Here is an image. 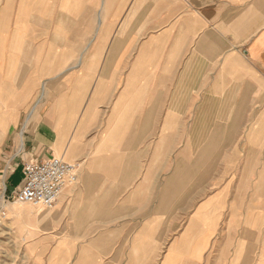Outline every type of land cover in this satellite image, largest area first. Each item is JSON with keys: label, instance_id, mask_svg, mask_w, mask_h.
<instances>
[{"label": "crops", "instance_id": "crops-1", "mask_svg": "<svg viewBox=\"0 0 264 264\" xmlns=\"http://www.w3.org/2000/svg\"><path fill=\"white\" fill-rule=\"evenodd\" d=\"M3 122L7 193L78 168L32 258L264 264V0H0Z\"/></svg>", "mask_w": 264, "mask_h": 264}, {"label": "built area", "instance_id": "built-area-1", "mask_svg": "<svg viewBox=\"0 0 264 264\" xmlns=\"http://www.w3.org/2000/svg\"><path fill=\"white\" fill-rule=\"evenodd\" d=\"M77 170L76 165L58 157L28 162L23 166L20 185L12 193L3 188L0 193L3 203L13 199L14 202L51 209ZM2 214L5 216L6 211L2 210Z\"/></svg>", "mask_w": 264, "mask_h": 264}, {"label": "rangeland", "instance_id": "rangeland-1", "mask_svg": "<svg viewBox=\"0 0 264 264\" xmlns=\"http://www.w3.org/2000/svg\"><path fill=\"white\" fill-rule=\"evenodd\" d=\"M0 124L2 125L1 128L3 127L4 129L5 123L3 122ZM22 177V170L20 169L13 175L11 181L8 182L7 188L9 193H12L16 186L21 183ZM2 182L3 180L0 179V193L3 191ZM208 185L209 181L206 178L204 195H207L208 191H212L211 186L210 190H207ZM11 202H13V199L5 201L4 204H6V206L1 208L3 211L8 210V214L4 219L0 216V264H46L45 260L34 259L29 256L27 251L24 249V243L27 238L26 233L29 229H33L35 227L33 218L28 221H26L27 219H24L26 221L24 226H22L20 219L24 212L30 215L34 212V210H41L43 207L19 205ZM9 204L10 206L7 208ZM12 215L18 216V218H11ZM34 235L35 234L32 236L36 239L37 235Z\"/></svg>", "mask_w": 264, "mask_h": 264}, {"label": "bare ground", "instance_id": "bare-ground-1", "mask_svg": "<svg viewBox=\"0 0 264 264\" xmlns=\"http://www.w3.org/2000/svg\"><path fill=\"white\" fill-rule=\"evenodd\" d=\"M2 134V133H1ZM0 134V135H1ZM2 137V136H1ZM0 137V138H1ZM2 185H3V188H5V185L2 183ZM11 203H14V204H19V205H30V204H22V203H19V202H11ZM10 203V204H11ZM10 204L7 206V208H9V206H10ZM6 206V204H4L3 203V200H2V196L0 195V216L4 219V218H6V216H7V214H8V210L6 211V215L4 216L3 214H2V210H1V208L2 207H5ZM33 206V205H32ZM31 210V209H30Z\"/></svg>", "mask_w": 264, "mask_h": 264}]
</instances>
